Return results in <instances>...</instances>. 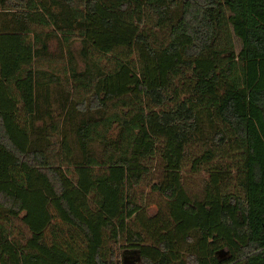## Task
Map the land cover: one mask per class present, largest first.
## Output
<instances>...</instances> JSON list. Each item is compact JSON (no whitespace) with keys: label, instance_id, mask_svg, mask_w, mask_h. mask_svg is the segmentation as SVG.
<instances>
[{"label":"trees","instance_id":"16d2710c","mask_svg":"<svg viewBox=\"0 0 264 264\" xmlns=\"http://www.w3.org/2000/svg\"><path fill=\"white\" fill-rule=\"evenodd\" d=\"M112 245L264 264V0H0V264Z\"/></svg>","mask_w":264,"mask_h":264},{"label":"rangeland","instance_id":"374dc122","mask_svg":"<svg viewBox=\"0 0 264 264\" xmlns=\"http://www.w3.org/2000/svg\"><path fill=\"white\" fill-rule=\"evenodd\" d=\"M235 47L236 50H238L240 48L239 46V41L237 39H235ZM60 63H62L63 61H58ZM41 67L43 68H47L48 66L46 65V63L42 64ZM206 172L204 171H200L198 173L192 172L190 170L189 166H186L184 168V174H183V181L185 184L186 189L188 190V192L191 195H201L202 194V190H203V184L206 180ZM145 192H149V188L146 187V189H144ZM163 198H161L159 195H157L156 193H150V199L149 202L150 204V209L152 211H155L159 206L162 207L163 204ZM13 232L14 235L17 236L18 238L21 237H27L28 234V230L25 227V225L20 221V220H15L14 221V228H13ZM115 248V251L118 254V259L121 261L123 260L122 257V252L123 249H119L116 246L112 245ZM225 248V247H223ZM124 259H125V264H132V263H137L135 261V256L133 254L130 253H125L124 254ZM139 262V261H138Z\"/></svg>","mask_w":264,"mask_h":264},{"label":"water","instance_id":"95a60500","mask_svg":"<svg viewBox=\"0 0 264 264\" xmlns=\"http://www.w3.org/2000/svg\"><path fill=\"white\" fill-rule=\"evenodd\" d=\"M125 253H130V254H133L135 256V261L138 262L140 261V254H139V251L136 250V249H133V250H125L122 252V257H123V260L122 262L125 264V257H124V254ZM215 256L216 258L219 260V261H223V260H226L228 259L230 256H231V252L228 248H220L218 250L215 251Z\"/></svg>","mask_w":264,"mask_h":264}]
</instances>
